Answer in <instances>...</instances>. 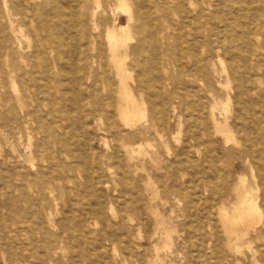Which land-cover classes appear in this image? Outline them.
I'll return each instance as SVG.
<instances>
[{"label":"bare ground","instance_id":"6f19581e","mask_svg":"<svg viewBox=\"0 0 264 264\" xmlns=\"http://www.w3.org/2000/svg\"><path fill=\"white\" fill-rule=\"evenodd\" d=\"M162 1L134 0L132 5L118 0L110 23L103 25L104 49L98 43L97 15L106 12L100 0H0V177L6 171L4 188L24 197H52L56 155L60 161L76 155L89 171L92 133L110 134L136 166L150 137L157 135L161 144L167 143L160 77L163 56L170 67L165 71L169 81L178 76L186 89L187 79L202 83L216 76L218 60L226 65L222 71L227 79L235 83V97L227 94L221 109L224 121L218 118L215 94L209 92L208 107L200 97V104L192 106V118L200 123L193 139L212 141L216 136L239 145L228 117L234 101L243 127L250 123L256 129L255 134L245 129L241 133L250 143L246 153L257 172L251 177L254 184L248 175L238 176L219 205L226 247L239 255L245 246L251 249L253 241L264 242V151L259 149L264 142V91L254 100L247 85L254 72L264 73V57L258 54L264 45L257 42L264 38V0H169L170 12ZM155 13L162 14L159 25ZM121 15L126 25H121ZM135 19L149 28L148 39L132 36ZM176 93L173 88L175 99ZM62 164L71 171V165ZM87 181L91 184L90 176ZM5 239L1 235L0 244ZM247 258L261 264L258 258L264 261V249Z\"/></svg>","mask_w":264,"mask_h":264},{"label":"rangeland","instance_id":"374dc122","mask_svg":"<svg viewBox=\"0 0 264 264\" xmlns=\"http://www.w3.org/2000/svg\"><path fill=\"white\" fill-rule=\"evenodd\" d=\"M100 1L101 10L106 12L99 11L97 15L98 43L105 49L103 25L110 23L119 2ZM129 2L134 5V0ZM162 4L171 11L172 1L165 0ZM161 16L155 13L157 25ZM119 18L121 25H126V17ZM82 21L88 25L86 17L82 16ZM87 32L90 33L89 25ZM131 34L136 40L138 35L146 39L150 36L149 28L136 19ZM257 42L264 45V38L259 37ZM136 44L137 41L133 46ZM258 54L264 57V51ZM225 67L216 60V76L204 78L202 83L187 79L186 89L184 80L178 76L169 81L165 71L170 67L163 56L160 77L168 123L163 128L167 143L161 144L157 135L150 137L149 143L143 144V158L136 155L141 160L136 166L127 161L110 134L91 132L87 152L90 170L79 164L76 155L61 161L56 155V185L52 197L41 194L24 197L5 189L3 179L7 173L3 171L0 236L5 234L6 239L0 244V264H252L247 257L264 249V242L253 241L251 249L245 246L244 255L229 252L220 228L219 205L230 194L238 176L248 175L254 184L251 177L257 172L252 171L251 159L246 153L250 143L241 133L245 129L247 134H255L256 129L250 123L249 127H243L244 121L234 101L228 117L239 145L236 142L228 145L221 137L213 136L210 126L212 141L193 139L200 126L192 118L193 104L199 105L201 97L208 107L212 104L209 96L212 92L220 105L218 118L224 121L221 109L227 94L235 97L232 92L235 83L223 73ZM253 74V82L247 85L251 98L256 100L264 91V73ZM173 88L177 89L176 99L171 96ZM148 118L141 120V127ZM259 149L264 151V142ZM62 163L71 165V171L61 167ZM0 166L3 167L1 159ZM89 176L91 184L87 181ZM262 181L261 196L264 197V174ZM258 261L264 264L260 258Z\"/></svg>","mask_w":264,"mask_h":264}]
</instances>
